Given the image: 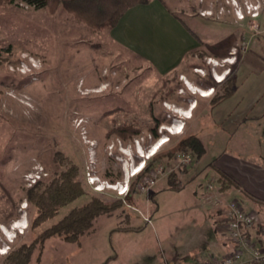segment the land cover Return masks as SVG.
I'll return each instance as SVG.
<instances>
[{"label":"rangeland","instance_id":"rangeland-1","mask_svg":"<svg viewBox=\"0 0 264 264\" xmlns=\"http://www.w3.org/2000/svg\"><path fill=\"white\" fill-rule=\"evenodd\" d=\"M163 2L200 41L168 74L112 39L110 30H95L63 7L37 9L22 0L0 5V264L92 196L123 203L99 215L80 243L48 238L30 264H104L111 256L106 264H191L212 251L219 232L224 236L210 217L214 201L242 196L236 187L218 190L213 159L224 151L254 159L264 154V0ZM228 78L235 91L215 110L227 117L222 126L211 98ZM196 89L214 92L205 97ZM124 125L139 132L126 138L112 132ZM189 134L202 139L206 154L197 158L189 150L193 161L184 165L177 147ZM170 151L180 190L169 186ZM59 152L80 167L87 192L34 227L28 191L64 169ZM143 159L141 173L147 172L131 177ZM160 166L166 171L156 184L142 189ZM88 170L101 183L131 177L130 191H98ZM249 208L264 221V203Z\"/></svg>","mask_w":264,"mask_h":264},{"label":"trees","instance_id":"trees-1","mask_svg":"<svg viewBox=\"0 0 264 264\" xmlns=\"http://www.w3.org/2000/svg\"><path fill=\"white\" fill-rule=\"evenodd\" d=\"M15 0H0V5L10 3ZM28 5L37 9H50L55 11L56 8L63 7L68 13L72 14L75 19L88 25L89 27L102 31L111 30L119 22L120 18L132 7L139 4H147L151 0H22ZM235 91L234 78H228L223 84L221 90H217L211 98V106L215 108L224 102ZM112 112V111H111ZM161 120H157L156 126L152 131L157 135V126ZM123 138L128 135L137 134L139 129L130 125L119 126L112 129ZM179 152L189 153L193 151L197 158H201L205 152V145L200 137L196 134L184 136L177 147ZM175 151L167 153L169 162L166 166L170 167L168 182L171 189L180 190L183 188V182L178 177L179 171L173 169L172 160ZM56 158L63 164L64 169L48 181L38 180L28 191V200L35 207L36 215L33 220L34 227L56 216L60 209L75 201L77 198L86 194V187L82 178L80 167L62 153H57ZM157 157H155L156 159ZM181 172H186V168H181ZM216 171V170H215ZM147 170L139 175V178ZM217 177L215 182L219 183L220 192L235 188L237 182L228 174L216 171ZM138 178V179H139ZM140 180V179H139ZM137 180V182L139 181ZM136 192V183L132 185L130 195ZM130 195L127 196L130 197ZM123 199L110 200L101 196H92L84 205L73 208L63 218L58 220L50 227L43 230L38 237L31 243L19 245L6 256L8 264H30L34 252L39 244L43 247L46 240L51 237H59L68 242H79L81 236L90 231L93 227L94 220L101 214L111 212L118 208ZM224 215L222 208H217L210 213L211 219L215 223H221ZM262 231V229H261ZM257 229H249L246 234L254 237ZM257 239V238H255ZM262 241V239H261ZM115 256L109 257L106 262H110ZM106 262L104 264H106Z\"/></svg>","mask_w":264,"mask_h":264},{"label":"crops","instance_id":"crops-1","mask_svg":"<svg viewBox=\"0 0 264 264\" xmlns=\"http://www.w3.org/2000/svg\"><path fill=\"white\" fill-rule=\"evenodd\" d=\"M109 33L112 39L146 59L162 74H168L178 68L188 54L200 46L198 37L167 7L163 0H151L147 4L130 8ZM201 87L203 86H198V89ZM200 91L203 92L198 90ZM220 106L212 109V113L215 121L224 126L223 119L227 117L215 115V110L217 111ZM232 127L236 130L238 126L234 123ZM213 163L212 167L216 171L230 175L237 182V192L242 197L236 198L240 199L247 208L264 203V154H261L259 159H254L238 157L224 151L213 159ZM255 228L257 229L255 238L263 242L262 217ZM219 233V238L211 245L212 251L196 262L207 260L213 255L222 256L231 251L233 246L231 241ZM244 264L258 263L245 259Z\"/></svg>","mask_w":264,"mask_h":264},{"label":"built area","instance_id":"built-area-1","mask_svg":"<svg viewBox=\"0 0 264 264\" xmlns=\"http://www.w3.org/2000/svg\"><path fill=\"white\" fill-rule=\"evenodd\" d=\"M179 131H182V129ZM161 141H163V139ZM138 142L139 140H136V143ZM152 156V153H150L147 157ZM192 157L193 156L191 154L183 152L178 153L177 155V159L184 165L191 164L193 161ZM141 164L145 166V160L144 162H141ZM143 170L144 168L140 172L135 173L136 169H133L131 177L137 176ZM165 171V166H160L155 172H152V175L146 178L144 184L142 185V189L145 190L148 187L154 186L159 178V174L162 175ZM131 177H129L127 181L125 180L124 183H113L107 180L101 183L99 182V177L98 179H95V176L92 175L90 170L87 172L89 185H94L95 189L98 191H102L105 188H114L118 191L119 196H124L130 191ZM29 178H31L33 183L37 181V177L35 176ZM208 190L210 193H215L212 191L214 190V185L209 184ZM223 198L224 199L222 201L220 198L215 200L214 203L217 208H222L224 210L223 220L220 223V226L222 227L223 234L227 237V239H229V241H231L233 245L232 249L225 255H213L207 260H202L193 264H244L245 259H249V261L258 264H264V237L263 242H259V240L246 234L249 229L255 228V225L259 223L261 218L259 212L255 209L245 207L242 201L236 197L230 196L227 198L226 195H224Z\"/></svg>","mask_w":264,"mask_h":264},{"label":"bare ground","instance_id":"bare-ground-1","mask_svg":"<svg viewBox=\"0 0 264 264\" xmlns=\"http://www.w3.org/2000/svg\"><path fill=\"white\" fill-rule=\"evenodd\" d=\"M226 61H228V62H230V63H234V61L233 60H231L230 58L229 59H227ZM211 62H214V60L212 59L211 60ZM225 77V76H224ZM218 78H220L219 80L220 81H222L223 80V76L220 74V73H218ZM197 91V93H200L201 95H204V96H210V95H212L213 94V92H214V90H209V89H207V90H203V92H198V90H196ZM197 106V104L196 105H194V108ZM177 132H179V131H177ZM176 132V133H177ZM181 132V131H180ZM165 143V141L163 140L162 142H160V143H157L155 146H154V148H153V154L154 153H156L157 151H158V149ZM144 156V155H143ZM142 162H144V159H143V161ZM141 162L139 163V164H137L136 166H135V168L134 169H136V171H135V173H138L140 170H142L143 168H144V166H143V164H141ZM17 227H24L23 225H18V224H16L15 225V227L14 228H17Z\"/></svg>","mask_w":264,"mask_h":264},{"label":"clouds","instance_id":"clouds-1","mask_svg":"<svg viewBox=\"0 0 264 264\" xmlns=\"http://www.w3.org/2000/svg\"><path fill=\"white\" fill-rule=\"evenodd\" d=\"M153 150V149H152ZM152 155H153V153H152ZM141 157H144V156H141Z\"/></svg>","mask_w":264,"mask_h":264}]
</instances>
